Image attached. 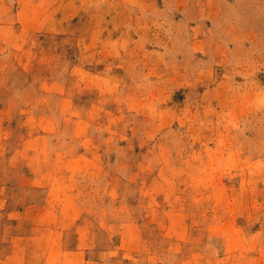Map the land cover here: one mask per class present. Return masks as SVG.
<instances>
[{
	"label": "rangeland",
	"instance_id": "obj_1",
	"mask_svg": "<svg viewBox=\"0 0 264 264\" xmlns=\"http://www.w3.org/2000/svg\"><path fill=\"white\" fill-rule=\"evenodd\" d=\"M263 49L264 0H0V264H264Z\"/></svg>",
	"mask_w": 264,
	"mask_h": 264
},
{
	"label": "crops",
	"instance_id": "obj_2",
	"mask_svg": "<svg viewBox=\"0 0 264 264\" xmlns=\"http://www.w3.org/2000/svg\"><path fill=\"white\" fill-rule=\"evenodd\" d=\"M239 31H240V33H239V34H240V35H243V32H242L241 30H239ZM247 33H249V34H250V36H251V32L247 31V32H246V34H247ZM243 49H244V47H243V44H242V48H241L240 50L242 51ZM245 49H248V53H249V50H250V45L248 46V48H245ZM263 50H264V49H263Z\"/></svg>",
	"mask_w": 264,
	"mask_h": 264
}]
</instances>
